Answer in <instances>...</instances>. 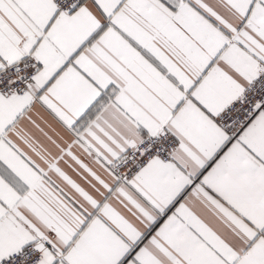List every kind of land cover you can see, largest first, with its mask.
Instances as JSON below:
<instances>
[{
    "label": "snow or ice",
    "instance_id": "obj_1",
    "mask_svg": "<svg viewBox=\"0 0 264 264\" xmlns=\"http://www.w3.org/2000/svg\"><path fill=\"white\" fill-rule=\"evenodd\" d=\"M0 264H264V0H0Z\"/></svg>",
    "mask_w": 264,
    "mask_h": 264
}]
</instances>
